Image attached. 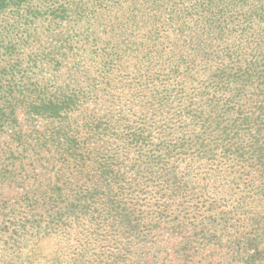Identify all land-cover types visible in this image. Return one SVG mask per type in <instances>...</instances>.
Masks as SVG:
<instances>
[{
	"label": "trees",
	"instance_id": "trees-1",
	"mask_svg": "<svg viewBox=\"0 0 264 264\" xmlns=\"http://www.w3.org/2000/svg\"><path fill=\"white\" fill-rule=\"evenodd\" d=\"M129 5L123 35L149 42L135 72L117 45L82 58L67 25L87 18L83 0H0V128L21 111L19 153L50 173L12 204L21 254L52 239L48 264H136L163 232L238 247L254 231L241 220L264 201V0ZM63 75L71 89L46 94Z\"/></svg>",
	"mask_w": 264,
	"mask_h": 264
},
{
	"label": "rangeland",
	"instance_id": "rangeland-1",
	"mask_svg": "<svg viewBox=\"0 0 264 264\" xmlns=\"http://www.w3.org/2000/svg\"><path fill=\"white\" fill-rule=\"evenodd\" d=\"M96 1L83 0V9L86 8L89 12L87 18L79 23L71 22L67 25L68 32L76 35L74 39L79 41L77 46L83 45L79 51L82 58L88 59L86 57H90V51L98 52L102 47L117 45L115 48L123 55V59H126L131 72L141 71L142 67H146L147 59L150 57L147 54L149 42L146 40V31L134 29L132 35H129V32L123 35L121 26L124 22L129 29L134 28L133 21L126 19L128 14L125 13L121 17L122 11L130 6V0H103L101 26H98L96 19L98 13ZM112 1L120 2L119 6L122 9L116 11L112 8ZM135 22L138 23V20ZM47 77L48 75H42L35 79L43 82ZM71 85L66 75L56 78L51 76L46 94L51 96L65 91L66 88L71 89ZM20 90L22 93L25 92L24 83L20 84ZM28 94L32 99L37 98V93L34 92L15 93L8 101L15 103L22 95ZM4 102L5 99L0 95V106ZM17 118L16 128L8 129L6 126L0 128V264H48L47 260L59 249L57 240L45 239L30 257L21 254L19 244L15 243L19 235L15 226L18 221L15 215L17 206L12 204L18 201L24 192L30 191L39 183H45L50 175L48 170L38 167L31 158L20 155L22 148L18 146L19 143L10 130L15 129L17 132L18 129L22 134L21 139H24L31 126L21 111L17 113ZM29 154L30 150L26 156ZM19 158L22 163H19ZM246 209L250 214L249 218L244 217L241 220V223L246 225L244 228L249 229L250 220H255L256 224L254 231L248 235L249 238H245L248 240H244V244L238 247L226 244L230 240V233H225L221 242L212 238L211 244L200 245L199 241L194 243L184 231L178 234L163 232L155 243L148 244L139 251L136 264H264V201L251 202ZM62 246L63 244L60 245ZM61 250H65V247ZM256 251H259V254H256Z\"/></svg>",
	"mask_w": 264,
	"mask_h": 264
}]
</instances>
